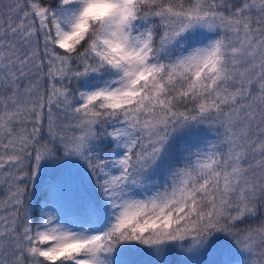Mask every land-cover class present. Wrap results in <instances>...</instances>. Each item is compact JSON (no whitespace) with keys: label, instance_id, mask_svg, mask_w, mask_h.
Masks as SVG:
<instances>
[{"label":"snow or ice","instance_id":"6c2138e0","mask_svg":"<svg viewBox=\"0 0 264 264\" xmlns=\"http://www.w3.org/2000/svg\"><path fill=\"white\" fill-rule=\"evenodd\" d=\"M0 264H264V0H0Z\"/></svg>","mask_w":264,"mask_h":264}]
</instances>
